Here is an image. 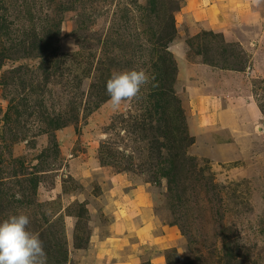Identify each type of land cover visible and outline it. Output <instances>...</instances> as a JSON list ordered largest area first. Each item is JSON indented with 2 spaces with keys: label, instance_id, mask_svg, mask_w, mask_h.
Segmentation results:
<instances>
[{
  "label": "rangeland",
  "instance_id": "374dc122",
  "mask_svg": "<svg viewBox=\"0 0 264 264\" xmlns=\"http://www.w3.org/2000/svg\"><path fill=\"white\" fill-rule=\"evenodd\" d=\"M154 1L0 0V221L47 264H264V4L183 0L158 50Z\"/></svg>",
  "mask_w": 264,
  "mask_h": 264
},
{
  "label": "clouds",
  "instance_id": "9594fccd",
  "mask_svg": "<svg viewBox=\"0 0 264 264\" xmlns=\"http://www.w3.org/2000/svg\"><path fill=\"white\" fill-rule=\"evenodd\" d=\"M259 7L264 0H250ZM154 77L143 69L114 71L106 82L108 105L119 111L123 104L141 98V90ZM155 86V85H153ZM28 215L19 213L0 221V264H47V253L38 233L29 230Z\"/></svg>",
  "mask_w": 264,
  "mask_h": 264
},
{
  "label": "trees",
  "instance_id": "16d2710c",
  "mask_svg": "<svg viewBox=\"0 0 264 264\" xmlns=\"http://www.w3.org/2000/svg\"><path fill=\"white\" fill-rule=\"evenodd\" d=\"M154 0H150L151 4H154ZM181 3H183V0H176L172 3H169V8H167L165 11L168 14V19H166L164 25L159 29L158 32V40L156 43V46L158 47V50L161 49H167V46L174 41V39L177 36V30H176V24H175V18L173 16V13L176 11H179L182 8ZM29 46H32L33 48H37L38 51L41 54H44V52L47 50V45L44 41H35V46L33 42H27ZM37 46V47H36ZM10 55V53H9ZM8 55V56H9ZM7 55H4L3 53H0V71L2 69V66L6 60H9V57H6ZM12 58V57H10ZM61 128V127H59ZM174 170L169 171L167 173V176L172 179V181H177L178 179V173L175 172L176 167H172Z\"/></svg>",
  "mask_w": 264,
  "mask_h": 264
},
{
  "label": "crops",
  "instance_id": "0c3cea01",
  "mask_svg": "<svg viewBox=\"0 0 264 264\" xmlns=\"http://www.w3.org/2000/svg\"><path fill=\"white\" fill-rule=\"evenodd\" d=\"M213 14H214V13L210 12V14H209V15H211V17H213ZM226 120H227V119H226Z\"/></svg>",
  "mask_w": 264,
  "mask_h": 264
}]
</instances>
